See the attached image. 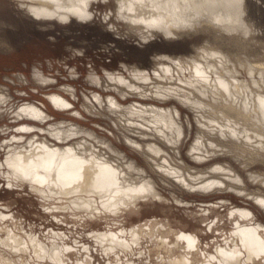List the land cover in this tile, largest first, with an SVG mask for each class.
I'll return each mask as SVG.
<instances>
[{
  "label": "bare ground",
  "instance_id": "obj_1",
  "mask_svg": "<svg viewBox=\"0 0 264 264\" xmlns=\"http://www.w3.org/2000/svg\"><path fill=\"white\" fill-rule=\"evenodd\" d=\"M22 1L36 17L61 20L93 19L97 16L94 4L114 2L104 20L118 33L121 23L127 29L129 25V33L138 32L143 39L160 33L172 38L200 28L231 32L229 37L246 36L253 30L251 19L245 15L248 0ZM228 48L232 50L205 43L194 54L162 55L167 60L158 59L152 70L134 66L131 75L114 71H107L105 78L91 75L93 81L122 96L173 99L191 108L199 123V134L189 149L191 157L202 162L218 156L207 168L190 166L182 158L172 161L168 148L180 149L185 132L182 111L176 103L139 99L124 103L114 94L103 96L100 92L93 96L125 126L139 128V136H151V140H139L126 135L131 147L150 164L153 160L162 173L192 189H233L253 198L264 210V189H249L231 161H239L251 178L264 185V172L251 167L264 163V60L252 63L241 56L242 51ZM38 79L47 78L40 74ZM47 96L59 108L72 105L61 92ZM3 100L6 95L1 91L0 102ZM17 109L18 117L42 122L51 117L31 101ZM191 120L188 118L187 123ZM37 129L52 136H39ZM78 132H85V128L67 120L47 127L23 122L16 133L0 142V148L7 149L5 158H0V177L5 180L1 188L25 191L53 222L47 229L37 230L34 223L12 211V202H3L0 264H102L100 257L106 264H264V221L250 206L231 205L223 213L219 208L228 204L221 198L200 212L179 217L159 192L157 180L145 166L138 165L137 158L127 157L102 141L103 148L105 144L117 151L110 156L85 136L66 142ZM86 133L96 136L90 130ZM223 156L226 159L221 160ZM158 205L165 217L134 220L147 207ZM192 218L209 222L190 227L186 220ZM100 221L105 227H97ZM80 225L89 229L81 231Z\"/></svg>",
  "mask_w": 264,
  "mask_h": 264
},
{
  "label": "rangeland",
  "instance_id": "obj_2",
  "mask_svg": "<svg viewBox=\"0 0 264 264\" xmlns=\"http://www.w3.org/2000/svg\"><path fill=\"white\" fill-rule=\"evenodd\" d=\"M22 2V0H0V92L3 91L6 95V100L0 102V142L16 133L17 127L23 122L47 127L49 123L67 120L85 128V132L73 134L66 142L81 140L85 136L90 143L97 145V148H103L101 142L104 141L125 153L127 157L129 155L137 158L138 165L145 166L157 180L159 192L166 197V203L173 205L175 215L184 218L187 214L202 211L209 203H219L221 198H225L228 205L219 208L223 213H226V207L231 205H248L264 221V210L253 201V198L241 195L233 189H192L162 173L153 160H150L152 163L150 164L142 153L131 147L126 135L129 134L139 140H151V136H139V128L129 124L125 126L124 121L106 105H101L95 100L93 93L100 92L103 96L114 94L124 103L136 99L156 101L164 105L176 103L182 111L185 132L181 135L180 149L168 148L173 156L172 161L175 163L182 158L190 166L207 168L218 159V156L202 162L191 157L189 149L199 134V123L191 108L173 99L159 101L137 94L122 96L117 90L106 88L91 78L93 74L105 78L107 71L131 75L134 66L152 70L158 59L167 60L162 58V55L194 54L197 47L205 43L222 45L229 50L232 49L228 47L236 48L242 51L241 56L250 59L252 63L261 62L264 60V0H248L249 5L245 15L251 19L253 30L246 36L241 33L236 37H229L231 32L200 28L191 29L172 38H166L160 33L147 39H143L137 34L138 32L129 33L131 29L129 25L127 29L122 23L121 32L118 33L112 28L111 23L104 20V14L110 9V4L111 8L115 7L114 2L107 4L100 1L94 4L93 9H97L95 10L97 16L87 20L77 17L67 20L36 17ZM124 64H127L128 68ZM40 74L47 79L39 80ZM53 91L65 95L72 102L70 108L55 106L47 96V93ZM28 101L42 106L51 117L43 122L33 117H18L15 111ZM188 118L192 119L190 123H187ZM88 130L93 131L96 136L87 134ZM35 132H38L39 136H52L38 129ZM27 134L30 136L33 133ZM103 145V151L108 152L106 154L110 156L117 154V151L114 153L109 150L108 145ZM6 153L7 149L0 148L1 159L5 158ZM222 159L226 157L223 156ZM227 159L231 160L228 157ZM231 161L244 176L249 189H264V185L251 178L248 170L239 164V161L235 159ZM251 167L264 172V163L256 162ZM191 171L195 169L191 168ZM4 183L5 180L0 177V206L3 202H12V211L19 212L27 219L26 222L34 223L37 230H45L52 226V217L46 218L43 207L35 198H29L30 195L25 194V191L13 192L1 188ZM156 216L165 217L159 205L147 207L143 213L135 215L134 220L140 218L145 222L147 218ZM186 221L190 227L197 228L209 222L199 218ZM100 223L97 227H105L104 222L100 221ZM54 225L58 227V224ZM228 225L230 226L231 223L229 222ZM78 229L87 231L89 226L80 225ZM203 239H207L206 234ZM100 260L102 264L107 263L101 257Z\"/></svg>",
  "mask_w": 264,
  "mask_h": 264
},
{
  "label": "snow or ice",
  "instance_id": "obj_3",
  "mask_svg": "<svg viewBox=\"0 0 264 264\" xmlns=\"http://www.w3.org/2000/svg\"><path fill=\"white\" fill-rule=\"evenodd\" d=\"M257 259H260L259 257H257Z\"/></svg>",
  "mask_w": 264,
  "mask_h": 264
}]
</instances>
